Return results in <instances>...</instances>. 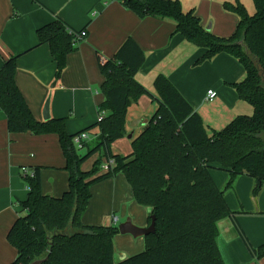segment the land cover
<instances>
[{
	"label": "trees",
	"instance_id": "1",
	"mask_svg": "<svg viewBox=\"0 0 264 264\" xmlns=\"http://www.w3.org/2000/svg\"><path fill=\"white\" fill-rule=\"evenodd\" d=\"M120 1L142 18L173 19L177 32L206 49L198 62L221 52L236 57L246 76L233 86L239 97L253 106L254 113L238 115L223 128L209 131L201 114L166 75L155 78V93L136 78L146 55L129 37L113 57L100 62L105 98L99 112L104 115L83 130L97 128L95 138L78 148L74 138L80 132L70 134L66 118H35L15 79L19 55L11 56L0 68V107L7 116L8 129L11 133H56L69 172V186L61 196L42 191L39 167L24 173L29 193L20 203L26 214L15 220L7 235L17 249L11 264H30L46 256L41 264H226L218 239L220 223L227 218L260 259L264 243L251 245L238 223L240 212L230 208L225 189L215 183L211 169L230 173L227 188L240 174L256 179L254 195L264 184V0H253L252 14L241 0L224 3L239 16L236 31L228 37L205 28L195 11L184 10L180 0ZM38 37L39 44L50 46L55 75L60 78L68 55L81 40L78 30L57 17L38 29ZM145 94L157 104L154 114L132 139L131 153L113 152V142L127 135L129 107ZM84 148L88 151L81 154L79 150ZM96 153L100 156L93 167L84 170V162ZM109 158L115 163L101 172ZM118 173L125 175L136 201L150 207L151 215L156 216V232L144 236L145 249L122 260L115 255L114 239L120 233L117 225L82 221L92 185Z\"/></svg>",
	"mask_w": 264,
	"mask_h": 264
},
{
	"label": "crops",
	"instance_id": "2",
	"mask_svg": "<svg viewBox=\"0 0 264 264\" xmlns=\"http://www.w3.org/2000/svg\"><path fill=\"white\" fill-rule=\"evenodd\" d=\"M180 1L184 10L195 11L212 33L228 37L236 31L239 16L224 6L226 1L236 0ZM241 1L251 14L254 13L253 0ZM57 17L75 30H87V36L68 55L67 67L58 79L50 46L39 44L38 37V29ZM129 37L146 55L136 78L155 93V78L159 74L166 75L201 114L209 131L223 128L238 115L254 113L253 106L241 99L233 86L246 76L243 64L227 52L198 62L206 49L177 32L173 19L142 18L120 0H0V68L8 58L19 55L15 79L33 115L39 121L45 120L44 108L50 98L51 116L66 118L70 134L82 132L99 120V104L105 98L101 90L104 76L100 62L102 58L113 57ZM210 89L217 92L212 100L207 98ZM156 108L150 94L143 95L129 107L128 134L113 142V152L124 155L132 152V139L145 128L147 121L144 120H149ZM96 131L97 128L88 131L90 141L95 138ZM65 166L66 159L56 133H11L7 116L0 107V264H11L17 257V249L7 235L15 220L26 214L20 203L29 193L23 168L31 171L39 167L42 191L61 196L69 186V172ZM211 170L217 185L225 189L232 210L240 212V208H247L254 213H264L262 198L258 202L251 194L253 177L248 175L240 179V183L247 184L243 194L240 183L237 184L236 190L246 204L239 207L237 201L229 199L227 187L222 188L227 170L218 167ZM91 192L92 198L82 216L85 224L106 223L111 213L110 222L106 224H113L112 216H118L116 211L121 210L124 221L131 218L137 226L150 225L151 208L136 201L123 173L95 183ZM231 193L235 200V192ZM249 219L240 213L237 215L245 234L242 225L248 224ZM120 220L118 216V222ZM246 236L254 247L263 244L264 226L253 238V243ZM218 240L226 264H264V256L258 259L251 253L230 218L221 221ZM114 242L117 260L145 249L144 236L119 233Z\"/></svg>",
	"mask_w": 264,
	"mask_h": 264
},
{
	"label": "rangeland",
	"instance_id": "3",
	"mask_svg": "<svg viewBox=\"0 0 264 264\" xmlns=\"http://www.w3.org/2000/svg\"><path fill=\"white\" fill-rule=\"evenodd\" d=\"M134 108H136V106ZM127 134H128V132H127ZM87 151H88V148H84V149H80L79 150V152L81 154H85V153H87ZM97 154L98 153L94 154L87 161L84 162V164H83V168L84 169H86V170L88 169L89 170L90 168H92L93 162L95 161V159L97 157L100 156V154L99 155H97ZM104 171H106V170H104L103 168H101V172H104ZM224 172H225L224 174H227V178H226L225 184H223V187L222 188H226L227 183H228V181L230 179V173L228 171H224ZM242 176H248V175L247 174L237 175L236 178H235V180H234V182H233V186L226 188V193H228L229 199L231 201H233V202L237 201L239 207H241L242 205H246L245 202H244V200L239 196V193L236 190L237 184L240 183V179L242 178ZM252 179H253V181H252L253 184L251 185V194L254 195V188L256 186V179L254 177ZM214 181L217 184V182H216L215 179H214ZM240 185H241L240 191L243 194V193H245V190H247V184L246 183H240ZM232 190H233V192H235V200L231 197ZM254 196L257 198L258 202H259V199L262 198V200H261V203L263 205L262 209H264V186H263L262 190L257 195H254ZM241 209H242V211H240V216L250 218L249 219L250 221L248 222V224H244L242 226L245 229V232L248 235L250 241L253 243V238L257 236L260 228H262L264 226V218H263L264 217V215H263L264 213L263 214L254 213V212H251V211L247 210V208H240V210ZM111 214H110V216H111ZM116 214L119 217H121V220L119 222L118 221L117 222H114L113 224L119 226L120 223L124 222V218H122L123 216L121 214V210H117L116 211ZM110 216H109V221L107 220L106 223L110 222V219H111ZM125 220H126V218H125ZM106 223H103V224H106ZM242 242H244L245 245H246V242H245V240L243 238H242Z\"/></svg>",
	"mask_w": 264,
	"mask_h": 264
},
{
	"label": "water",
	"instance_id": "4",
	"mask_svg": "<svg viewBox=\"0 0 264 264\" xmlns=\"http://www.w3.org/2000/svg\"><path fill=\"white\" fill-rule=\"evenodd\" d=\"M209 29H210V27H208V30ZM241 43H243V41H241ZM52 85L55 86V83H53ZM51 117L52 116H51V113H50V98H49L47 100L45 108H44V119L48 120ZM149 120H150V118H149ZM149 120L146 119V120H144V122L147 121V124H148ZM129 137H131V135H129ZM118 227H119V231H120L121 234L129 233V234H132L134 237L146 236V235H149L151 233L156 232V216L154 214L151 215V223L147 227H140V226L135 225L132 222L131 218H127L124 222L120 223ZM48 257L49 256H46L45 258L35 259L30 264H41L44 261H46L48 259ZM119 258H120L119 260H122V259H124L126 257L125 256H123V257L120 256Z\"/></svg>",
	"mask_w": 264,
	"mask_h": 264
},
{
	"label": "built area",
	"instance_id": "5",
	"mask_svg": "<svg viewBox=\"0 0 264 264\" xmlns=\"http://www.w3.org/2000/svg\"><path fill=\"white\" fill-rule=\"evenodd\" d=\"M86 36H87V30L86 29L78 30V38L79 39H83ZM102 60H103V58H102ZM216 96H217V92L215 90H213V89L208 90L207 98L209 100L214 99ZM103 115H104V112H100L99 120L103 117ZM89 138H90V134L88 133V131H83V132H80L79 134H77L75 136L74 141H75L78 148H82L84 146V142L88 141ZM114 163H115L114 158H109L108 160L103 162L102 168L104 170H108L110 165H113ZM23 171L24 172H31V171H28L26 167L23 168ZM112 220H113V223L117 222L118 216L113 215Z\"/></svg>",
	"mask_w": 264,
	"mask_h": 264
}]
</instances>
